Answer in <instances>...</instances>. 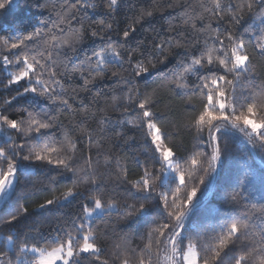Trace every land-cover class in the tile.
<instances>
[{
  "label": "snow or ice",
  "instance_id": "obj_1",
  "mask_svg": "<svg viewBox=\"0 0 264 264\" xmlns=\"http://www.w3.org/2000/svg\"><path fill=\"white\" fill-rule=\"evenodd\" d=\"M119 4L120 0H106L104 17L88 24L97 0H44L36 6L49 12L47 19L37 20L30 30L12 28L6 36L0 35L4 87L18 86L5 105L33 97V103L15 117L5 114L7 107L0 108V193L14 189L21 175L39 167L61 176L71 174V186L46 199L40 209L82 198L80 211L61 220L55 235L44 243L17 229L28 209L11 208L15 215L0 217V227L10 233L5 236L0 231V247L6 249L0 253V264H84L85 260L89 264H264V169L257 172L246 162L239 163L231 191H221L217 180L230 155L228 137L239 134L253 151L259 148L264 153V65L257 73L255 63L257 57H264V0H189L174 18L177 22L169 23L164 37L157 34L150 49L127 46L135 25L151 17L150 11L122 29L121 39L108 35L114 21L107 18ZM5 6L0 3V9ZM92 38L100 40L99 47L81 59L82 45ZM170 56L175 63L168 68ZM125 65L131 69L127 76ZM158 65L167 70L161 83L149 88L147 82ZM109 73L124 85L120 96L111 98L112 108L120 109L123 117L118 120L103 109L92 111L79 99L83 92L95 101L101 92L92 93V88ZM163 88L189 97L185 104L193 115L188 127L195 129L197 151L179 153L182 144L166 142L170 133L155 106ZM197 96L198 110L193 103ZM76 99L79 104L74 106ZM60 110L72 111L78 121L65 127L58 119ZM89 120L96 122V129L88 126ZM108 131L125 144L130 131L144 135L148 147L133 158L142 169L139 178L129 180L127 162L114 154H104L101 166L99 146ZM82 141L90 149L97 146L95 158L77 155ZM49 181L55 183L51 177ZM113 183L136 203L125 200L118 205ZM256 183L259 189L250 190ZM158 187L162 191L157 192ZM213 187L219 193V207L208 199ZM114 210L130 220L156 212L162 220H154L156 226L141 234L146 241L142 247H130L124 237L109 253L104 247L105 218Z\"/></svg>",
  "mask_w": 264,
  "mask_h": 264
},
{
  "label": "trees",
  "instance_id": "obj_2",
  "mask_svg": "<svg viewBox=\"0 0 264 264\" xmlns=\"http://www.w3.org/2000/svg\"><path fill=\"white\" fill-rule=\"evenodd\" d=\"M43 2L44 0H14V2L8 4L6 0H0V3L6 4L4 9H0V35L6 36L8 30L12 28L30 30V26L35 24L37 20L47 19L49 12L36 6L38 3ZM192 2L194 3L195 0H192ZM97 3L98 8L95 14L89 13V17L86 20L88 24L98 21L105 15L106 0H97ZM188 3L189 0H120L118 10L107 18L109 22L114 21V30L108 33V35H110L113 40L121 39L122 29L132 25L135 20L140 19L142 13L150 11L153 15L151 17H146V19L141 20L139 24L135 25L136 31L132 34L127 45L129 48H135L137 44H140L143 48L150 49L153 41L157 38V34H159L160 37H164L168 30L169 23L177 22L174 18L182 14L185 10L182 5ZM100 5H104V7H100ZM226 26V24L222 25L221 30ZM213 27H216L215 22L213 23ZM245 39H247V37H245ZM100 43L98 38L85 40L82 45V50L79 53L80 58H83L85 52H90L94 47L98 48ZM2 49L3 45H0V53H2ZM174 51L182 52L183 50L176 49ZM169 61L170 63L167 65L168 68L175 63V57L170 56ZM132 63H135V61ZM255 63L256 71L259 73L261 71V65H264V57H257ZM125 69L123 75L127 76L131 69H129L127 65H125ZM166 70L165 66L158 65L157 70L147 82L148 87L155 88L160 84L162 73ZM113 71H118V69L114 68ZM0 81H2V83H0V108H8V112L5 114L15 117L24 107L33 103V97L29 95L24 98H17V101H14L11 106L5 105L4 102L10 100L11 97L15 95L18 86L13 85L11 88H5L4 85L7 83V78L2 74H0ZM75 83H80L78 76L75 77ZM139 86L143 89L144 82L140 81ZM122 87H124L123 82L119 81L118 78H112L109 73V78L105 79L103 82L97 83V85L92 88V93H95L97 89L101 92V95L97 97L95 101H93L91 94L83 92L80 93L79 99H83L85 103L90 104L91 110L94 112L97 111V109H103L104 114L111 117L112 120L122 119L123 117L121 116L120 109H113L111 106L112 96L115 95L119 97ZM157 97L155 106L163 117L161 123L166 131L170 133V139L166 142L176 145L182 144L183 147L179 148V153L197 151L196 145L198 140L196 138L195 129L188 127L190 118L193 115V110L186 107L185 104L189 97L187 95L178 96L169 92L167 88L161 89L157 93ZM79 99L72 101L74 106L79 104ZM193 103L197 105L198 110V96L193 98ZM53 115H56V113L54 112ZM58 119L65 127H68L69 125H74L75 122L78 121L79 116L74 115V113L69 110H60ZM88 126L91 129L97 128V124L94 120H89ZM116 131H120V129L117 128ZM127 135L131 139L125 144L122 139L115 137V132H107L99 146V151L102 153L100 164L101 166L103 165L104 154H114L120 157L122 161L127 162L129 168L128 179L134 180L139 178L142 174V169L136 167L133 158L136 153H139L142 149H146L148 145L145 144V137L140 132L130 131ZM0 139L3 138L0 137ZM98 139L100 138L98 137ZM20 142L21 141L17 140V143ZM226 143L230 155L228 158L224 159L219 168L220 174L217 177L221 191H231L230 186L235 183L237 165L239 163L246 162L251 169L257 172L264 169V161L261 159L264 153H261L259 148L253 151L252 146L248 145L241 135L237 134L236 136L228 137ZM77 147V155L80 153H84L85 155L91 154L94 158L98 150L95 144L90 149L87 141H82ZM174 151H177V149L174 148ZM141 160H143L142 156ZM185 168H187V165H185ZM49 177L53 178L55 183L50 182ZM70 177V173H65L61 176L47 168L33 167L30 174L27 176L21 175L20 181L14 189H10L7 194L6 192L4 193L0 207V217L7 219L9 214L15 215L16 213L14 211L10 213L11 208H27L28 215L26 218L22 219L17 229L21 231V233L36 236L41 243H44V240L55 235V230L59 227V222L61 220L69 219L80 211L82 198L79 200H62L58 205L51 206L50 210L40 209L38 207V205L44 203L46 199L59 196L65 191L66 187L71 186ZM111 180L114 181L115 177H111ZM212 183L215 186L217 181H213ZM173 187H175V185H173ZM259 187V183H256L254 188L250 190L259 189ZM112 189L118 193V195L115 196L118 205H122L125 200H127L128 203H136V200L129 197L122 188H116L115 183L112 184ZM83 190L82 188L81 191ZM156 191L160 192L162 189L158 187ZM257 195H259L258 192ZM208 199L212 206L219 207L221 204L219 193L216 192L215 187L209 192ZM140 202H143V200ZM154 220L159 223L162 218L159 217L156 212H152L151 215L130 220L116 211H113L105 218L107 229L104 247L111 253L116 244L123 243L122 238L124 237L129 238L128 244L130 247L135 248L137 245L142 247L143 243L146 241L141 239V234H146L149 229L156 226V224L153 223ZM104 226V224H101V227ZM37 229L39 230L38 232L36 231ZM0 231H3L5 236L10 234L2 227H0ZM201 243H206V240H202ZM4 252H6V249L0 247V253ZM9 255L11 254L9 253ZM84 264H89V260H85Z\"/></svg>",
  "mask_w": 264,
  "mask_h": 264
},
{
  "label": "water",
  "instance_id": "obj_3",
  "mask_svg": "<svg viewBox=\"0 0 264 264\" xmlns=\"http://www.w3.org/2000/svg\"><path fill=\"white\" fill-rule=\"evenodd\" d=\"M6 190H7V189H6ZM6 190H5V192H6ZM5 192L0 193V207H1L2 199H3V196H4V193H5Z\"/></svg>",
  "mask_w": 264,
  "mask_h": 264
},
{
  "label": "rangeland",
  "instance_id": "obj_4",
  "mask_svg": "<svg viewBox=\"0 0 264 264\" xmlns=\"http://www.w3.org/2000/svg\"><path fill=\"white\" fill-rule=\"evenodd\" d=\"M9 191H10V189H7V190H6V194H7ZM114 211H115V210H114Z\"/></svg>",
  "mask_w": 264,
  "mask_h": 264
}]
</instances>
